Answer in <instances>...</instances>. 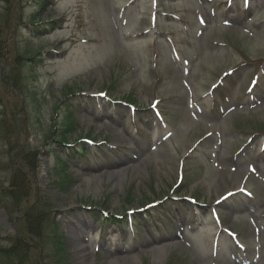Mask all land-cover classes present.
Wrapping results in <instances>:
<instances>
[{
    "label": "rangeland",
    "instance_id": "obj_1",
    "mask_svg": "<svg viewBox=\"0 0 264 264\" xmlns=\"http://www.w3.org/2000/svg\"><path fill=\"white\" fill-rule=\"evenodd\" d=\"M57 235L264 264V0H0V264Z\"/></svg>",
    "mask_w": 264,
    "mask_h": 264
},
{
    "label": "trees",
    "instance_id": "obj_2",
    "mask_svg": "<svg viewBox=\"0 0 264 264\" xmlns=\"http://www.w3.org/2000/svg\"><path fill=\"white\" fill-rule=\"evenodd\" d=\"M71 130L72 129H70L68 131H71ZM57 236H59V235H57ZM59 237H60L59 240H57V238H55L56 241L54 242V246H53V248L51 250L52 254L50 252L49 257L52 260L56 261L58 264H66L65 260L67 258V252H66V248H65V245H64V240H63L62 236H59ZM10 254L13 255V256H17L18 255V250L11 251Z\"/></svg>",
    "mask_w": 264,
    "mask_h": 264
},
{
    "label": "bare ground",
    "instance_id": "obj_3",
    "mask_svg": "<svg viewBox=\"0 0 264 264\" xmlns=\"http://www.w3.org/2000/svg\"><path fill=\"white\" fill-rule=\"evenodd\" d=\"M79 226V225H78ZM78 228V227H77ZM164 250L163 249H155L154 253H153V259L154 262H156V259L158 258L159 254H161ZM136 259H133V261H135ZM119 261L118 260H114L112 263L113 264H117ZM204 264H207V262H205Z\"/></svg>",
    "mask_w": 264,
    "mask_h": 264
}]
</instances>
